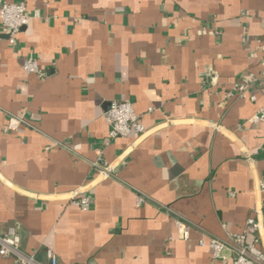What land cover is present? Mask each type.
<instances>
[{
  "label": "crops",
  "instance_id": "obj_1",
  "mask_svg": "<svg viewBox=\"0 0 264 264\" xmlns=\"http://www.w3.org/2000/svg\"><path fill=\"white\" fill-rule=\"evenodd\" d=\"M3 1L31 18L16 46L0 29V234L14 228L41 264L47 249L58 264H223L202 238L254 216L248 242L264 250V122H249L264 93L228 96L264 79V0ZM113 100L144 133L110 138Z\"/></svg>",
  "mask_w": 264,
  "mask_h": 264
},
{
  "label": "built area",
  "instance_id": "obj_2",
  "mask_svg": "<svg viewBox=\"0 0 264 264\" xmlns=\"http://www.w3.org/2000/svg\"><path fill=\"white\" fill-rule=\"evenodd\" d=\"M31 16L27 12L25 3H9L0 0V29L9 36L13 46L17 45V35L19 31L30 21ZM23 68L28 73L35 74L40 78H45L48 73L42 69L33 57L25 59ZM253 87H260L264 93V79L260 75L250 73L237 82L228 96H238L256 100L251 90ZM139 115L135 112L134 105L129 100H113L105 113V119L110 125L109 136L111 139L117 137H127L132 132L141 134L145 132V127L139 122ZM249 122L258 124L264 122V106L249 118ZM22 124V119L11 117L7 125V130H17ZM108 167L104 173H109ZM260 190L264 195V181H260ZM143 197L138 198V203L144 202ZM82 210H89L91 199L78 194L72 200ZM179 235L182 239H189L191 226L182 220L176 221ZM262 228L259 218L251 216L247 219L244 229L240 233H229L227 239H220L210 236L208 239L202 238L201 244L208 245L212 252V260L215 263L223 264H264V250L259 248L255 242H248L249 235H257ZM20 235L14 228L0 234V255L12 257L15 264H41L34 254H28L21 249ZM47 257L50 264H58L57 256L52 249H47Z\"/></svg>",
  "mask_w": 264,
  "mask_h": 264
}]
</instances>
